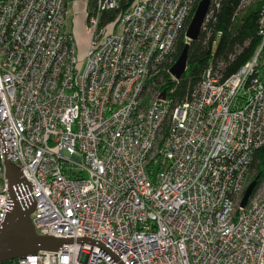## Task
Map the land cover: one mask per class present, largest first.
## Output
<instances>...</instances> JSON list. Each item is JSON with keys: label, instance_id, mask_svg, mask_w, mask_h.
I'll return each instance as SVG.
<instances>
[{"label": "built area", "instance_id": "1", "mask_svg": "<svg viewBox=\"0 0 264 264\" xmlns=\"http://www.w3.org/2000/svg\"><path fill=\"white\" fill-rule=\"evenodd\" d=\"M121 1L96 0L80 58L69 0H0V228L10 161L37 233L73 239L5 263L264 264L259 187L240 207L264 146V0L253 58L210 64L181 101L163 85L196 0H135L102 25Z\"/></svg>", "mask_w": 264, "mask_h": 264}, {"label": "trees", "instance_id": "2", "mask_svg": "<svg viewBox=\"0 0 264 264\" xmlns=\"http://www.w3.org/2000/svg\"><path fill=\"white\" fill-rule=\"evenodd\" d=\"M94 1L96 4V0ZM134 1L122 0L116 9L104 12L101 24L114 21L128 10ZM199 1L196 0L192 15ZM210 1V16L200 37L196 41H189L186 40L185 34H182L177 41L172 63L168 67L174 64L184 47L189 44L187 69L182 78L176 81L169 73H165L163 89H166L175 101H181L193 90L210 64L215 67L221 65L220 71L224 77H228L252 59L260 46L258 20L261 0L250 4L244 10H241L243 0ZM251 171L254 172L253 180H256L254 194L264 181V146L256 151Z\"/></svg>", "mask_w": 264, "mask_h": 264}, {"label": "water", "instance_id": "3", "mask_svg": "<svg viewBox=\"0 0 264 264\" xmlns=\"http://www.w3.org/2000/svg\"><path fill=\"white\" fill-rule=\"evenodd\" d=\"M210 7V0H200L197 4L185 33L189 41H196L200 37ZM188 50L189 44L184 47L177 60L170 67L169 73L176 81L182 78L187 69ZM161 97H166L165 91L162 92ZM5 173L8 181L11 207L0 228V264L42 250L58 251L63 245L73 242V239L57 238L37 233L31 217L35 209V202L25 200L18 190L21 185L27 184L26 179L22 176L20 168L10 161L5 163ZM255 186L256 180H253L247 186L240 202V207L246 206ZM78 241L96 243L87 238H81Z\"/></svg>", "mask_w": 264, "mask_h": 264}, {"label": "crops", "instance_id": "4", "mask_svg": "<svg viewBox=\"0 0 264 264\" xmlns=\"http://www.w3.org/2000/svg\"><path fill=\"white\" fill-rule=\"evenodd\" d=\"M95 7L96 4L94 0H69L67 5L66 20L68 19L71 21L70 33H74L78 41L82 40L84 37H87V16L89 13L94 11ZM87 44L84 48L85 51Z\"/></svg>", "mask_w": 264, "mask_h": 264}, {"label": "rangeland", "instance_id": "5", "mask_svg": "<svg viewBox=\"0 0 264 264\" xmlns=\"http://www.w3.org/2000/svg\"><path fill=\"white\" fill-rule=\"evenodd\" d=\"M259 1L260 0H250L249 3H247L246 6L244 8H242L241 10L246 9V7H248L250 4H253V3L259 2ZM63 29H64L65 32H71V30H70L71 29V21L70 20L67 19L65 21L64 26H63ZM186 40H188V39L186 38ZM87 41H89V36L88 35H87V37H84V38H82V40L78 41L77 55L80 58H83V56L85 54V49L84 48L86 47ZM84 64L85 63L83 62L82 70L84 69ZM253 176H254V172L251 171L250 174H249V176H248L247 186L253 181ZM256 193H257L258 196H261V198H264V182L263 181L260 184V186L258 188V191Z\"/></svg>", "mask_w": 264, "mask_h": 264}]
</instances>
